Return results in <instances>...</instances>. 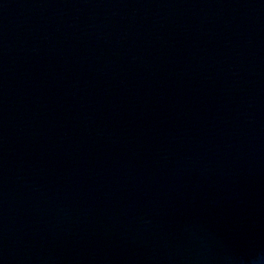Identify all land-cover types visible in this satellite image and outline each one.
Returning <instances> with one entry per match:
<instances>
[{
	"label": "water",
	"instance_id": "obj_1",
	"mask_svg": "<svg viewBox=\"0 0 264 264\" xmlns=\"http://www.w3.org/2000/svg\"><path fill=\"white\" fill-rule=\"evenodd\" d=\"M0 264H264V0H0Z\"/></svg>",
	"mask_w": 264,
	"mask_h": 264
}]
</instances>
